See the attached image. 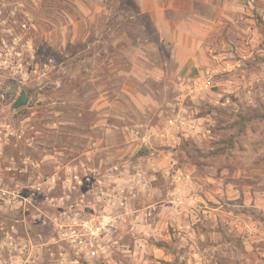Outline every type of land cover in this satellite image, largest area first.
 <instances>
[{"label":"rangeland","instance_id":"rangeland-1","mask_svg":"<svg viewBox=\"0 0 264 264\" xmlns=\"http://www.w3.org/2000/svg\"><path fill=\"white\" fill-rule=\"evenodd\" d=\"M133 1L0 0V264H264V0Z\"/></svg>","mask_w":264,"mask_h":264},{"label":"crops","instance_id":"crops-1","mask_svg":"<svg viewBox=\"0 0 264 264\" xmlns=\"http://www.w3.org/2000/svg\"><path fill=\"white\" fill-rule=\"evenodd\" d=\"M133 2L139 12L149 15L161 38L166 36L167 31L173 32L174 28H177L175 37L184 34L183 38L192 46L196 43L200 44V40L205 39L212 31L213 14L222 12V9L224 13L226 8L229 9L231 6L230 0H134Z\"/></svg>","mask_w":264,"mask_h":264},{"label":"built area","instance_id":"built-area-1","mask_svg":"<svg viewBox=\"0 0 264 264\" xmlns=\"http://www.w3.org/2000/svg\"><path fill=\"white\" fill-rule=\"evenodd\" d=\"M207 85H209V82H207ZM63 237L65 238V234H63ZM69 239L71 240L70 242H72L74 244V245H72L73 248L78 250L81 253H84V255L86 257H92L95 255V251L92 250V248H90V246L85 245L84 244L85 242L83 239H81V238L78 239V237H76V236H75V238H72V236H71V238H69Z\"/></svg>","mask_w":264,"mask_h":264},{"label":"trees","instance_id":"trees-1","mask_svg":"<svg viewBox=\"0 0 264 264\" xmlns=\"http://www.w3.org/2000/svg\"><path fill=\"white\" fill-rule=\"evenodd\" d=\"M25 103V96L24 95H20L17 99H16V101H15V107H20L22 104H24Z\"/></svg>","mask_w":264,"mask_h":264}]
</instances>
